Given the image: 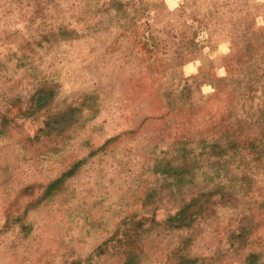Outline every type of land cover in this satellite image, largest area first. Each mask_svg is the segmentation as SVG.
Instances as JSON below:
<instances>
[{
	"label": "rangeland",
	"instance_id": "rangeland-1",
	"mask_svg": "<svg viewBox=\"0 0 264 264\" xmlns=\"http://www.w3.org/2000/svg\"><path fill=\"white\" fill-rule=\"evenodd\" d=\"M0 264H264V0H0Z\"/></svg>",
	"mask_w": 264,
	"mask_h": 264
}]
</instances>
